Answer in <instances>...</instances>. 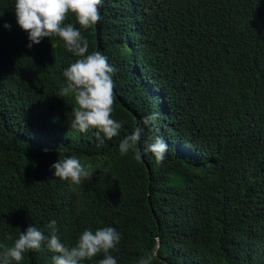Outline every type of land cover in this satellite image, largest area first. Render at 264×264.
Masks as SVG:
<instances>
[{
    "label": "trees",
    "instance_id": "16d2710c",
    "mask_svg": "<svg viewBox=\"0 0 264 264\" xmlns=\"http://www.w3.org/2000/svg\"><path fill=\"white\" fill-rule=\"evenodd\" d=\"M15 2L0 0V244L29 226L50 235L55 220L67 246L114 227L117 264L149 253L152 264H264V0H103L101 20L80 29L87 54L115 69L122 128L101 133L103 144L96 129L71 127L75 101L58 97L79 57L56 36L28 48ZM64 23L80 28L71 13ZM153 114L159 132L143 124ZM137 126L141 150L165 138L161 164L147 151L120 155ZM71 156L91 180L54 176L52 164ZM55 254L44 243L20 264Z\"/></svg>",
    "mask_w": 264,
    "mask_h": 264
},
{
    "label": "clouds",
    "instance_id": "9594fccd",
    "mask_svg": "<svg viewBox=\"0 0 264 264\" xmlns=\"http://www.w3.org/2000/svg\"><path fill=\"white\" fill-rule=\"evenodd\" d=\"M103 0H16L15 15L19 27L28 33L31 48L38 45L44 38L59 37L64 48L79 57L64 72L66 83L60 89L58 97L71 95L75 101L72 109L74 119L71 127L80 132L89 129L97 130V139L100 144L103 136L111 140L119 135L122 128L121 122L116 121L114 112V82L112 74L115 69L108 63V58L99 51L88 53V40L82 35L80 29L88 30L101 20L100 7ZM69 13L75 16L80 28L72 24H65ZM5 28L11 27L9 24ZM157 115L153 114L143 119V124L155 125ZM144 129L137 128L119 143L121 156L135 152L136 159L140 160L144 151L151 152L156 163L161 164L169 149L163 136H154L153 142L141 150L138 142ZM153 131L160 129L153 127ZM54 176L80 185L85 180H91L94 173L87 169L76 156L58 159L51 166ZM56 221L52 220L46 227L50 235H45L36 226H29L21 232L12 246L0 244V264H20L24 254L29 251H40L44 243L53 255V264H83L92 260L98 254H103L99 264H117L116 259L110 254L120 242L121 235L114 227L99 228L93 232L86 229L79 236L73 246L61 242L57 235ZM9 239H11L9 237ZM153 253L139 259L138 264H152Z\"/></svg>",
    "mask_w": 264,
    "mask_h": 264
},
{
    "label": "water",
    "instance_id": "95a60500",
    "mask_svg": "<svg viewBox=\"0 0 264 264\" xmlns=\"http://www.w3.org/2000/svg\"><path fill=\"white\" fill-rule=\"evenodd\" d=\"M155 250H156V249L154 248V253H155Z\"/></svg>",
    "mask_w": 264,
    "mask_h": 264
}]
</instances>
